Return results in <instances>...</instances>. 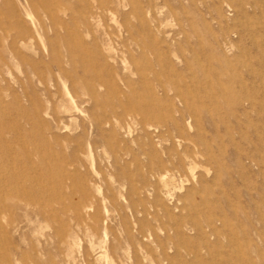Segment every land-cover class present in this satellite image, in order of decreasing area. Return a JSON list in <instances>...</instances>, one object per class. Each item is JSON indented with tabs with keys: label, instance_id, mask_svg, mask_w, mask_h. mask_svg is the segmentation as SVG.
Segmentation results:
<instances>
[{
	"label": "rangeland",
	"instance_id": "1",
	"mask_svg": "<svg viewBox=\"0 0 264 264\" xmlns=\"http://www.w3.org/2000/svg\"><path fill=\"white\" fill-rule=\"evenodd\" d=\"M0 264H264V0H0Z\"/></svg>",
	"mask_w": 264,
	"mask_h": 264
},
{
	"label": "bare ground",
	"instance_id": "2",
	"mask_svg": "<svg viewBox=\"0 0 264 264\" xmlns=\"http://www.w3.org/2000/svg\"><path fill=\"white\" fill-rule=\"evenodd\" d=\"M193 168V167H192ZM164 180V179H163ZM165 183V182H164ZM167 183V182H166Z\"/></svg>",
	"mask_w": 264,
	"mask_h": 264
}]
</instances>
